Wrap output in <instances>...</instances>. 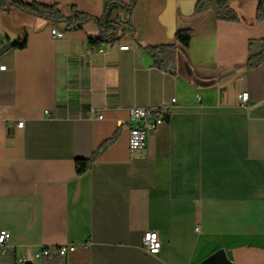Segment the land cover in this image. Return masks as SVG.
<instances>
[{
    "label": "crops",
    "instance_id": "0c3cea01",
    "mask_svg": "<svg viewBox=\"0 0 264 264\" xmlns=\"http://www.w3.org/2000/svg\"><path fill=\"white\" fill-rule=\"evenodd\" d=\"M13 1L88 19L65 30L0 9V47L26 42L0 57V264H264V63L246 68L249 42L255 53L264 39L257 0H228L237 22L197 13L199 0H135L112 10L114 40L97 46L109 0ZM182 30L191 40L175 73L154 67L145 47ZM172 99L130 154L128 110ZM78 158L93 159L81 176ZM147 231L161 244L155 256L142 249ZM68 244L67 259H34Z\"/></svg>",
    "mask_w": 264,
    "mask_h": 264
},
{
    "label": "trees",
    "instance_id": "16d2710c",
    "mask_svg": "<svg viewBox=\"0 0 264 264\" xmlns=\"http://www.w3.org/2000/svg\"><path fill=\"white\" fill-rule=\"evenodd\" d=\"M135 0L127 5L118 0H109L106 10L100 19L96 21L99 24V37L95 40H90L92 46H97L101 43L113 41L115 26L119 22L109 19L112 10L129 11ZM15 7L23 12L35 15L42 19L63 24L65 30H74L80 28L88 19V16L80 13L75 8H72L69 16H64L58 10L57 5H46L37 2L23 3L13 0H0V9ZM197 13L210 12L217 21L237 22L238 18L235 12L230 8L228 0H199L195 4ZM255 20L264 21V0H257L255 9ZM191 40V31H177L174 35L173 43L170 45L145 47V50L151 55L153 66L159 70L174 74L176 70V56L180 50H186L189 47ZM260 49L258 52L251 51V42L248 44V56L246 59V68L248 70L255 69L264 63V39L258 40ZM26 45L25 39L14 43L17 49H23ZM105 142L104 145H107ZM93 159L78 158L75 160L76 174L81 176L86 173Z\"/></svg>",
    "mask_w": 264,
    "mask_h": 264
},
{
    "label": "built area",
    "instance_id": "2783aa9c",
    "mask_svg": "<svg viewBox=\"0 0 264 264\" xmlns=\"http://www.w3.org/2000/svg\"><path fill=\"white\" fill-rule=\"evenodd\" d=\"M51 36L53 38H61L64 34L63 30H58L56 27L51 28ZM128 45L122 44L119 46L120 51L128 50ZM5 67L1 66L0 70H4ZM239 101L244 104L247 100V94L242 91L239 96ZM175 103V99H172L168 105H161L157 107H133L128 110L131 125L129 127L128 134V149L130 154H134L136 151L141 150L145 146V140L147 135L156 134L161 126L165 122L166 116L169 114L170 106ZM22 123L16 125L17 128H21ZM8 234L5 231L0 232V246H3ZM87 247V245H85ZM160 241L157 233L153 231H147L142 237V249L148 254L155 256L160 251ZM76 246L72 244L62 245L58 247L48 246L39 248L34 254L35 260L40 259H52L63 258L67 259L71 254L75 253ZM19 261H23L20 259Z\"/></svg>",
    "mask_w": 264,
    "mask_h": 264
},
{
    "label": "water",
    "instance_id": "95a60500",
    "mask_svg": "<svg viewBox=\"0 0 264 264\" xmlns=\"http://www.w3.org/2000/svg\"><path fill=\"white\" fill-rule=\"evenodd\" d=\"M14 46L13 42H7L5 44H3L0 47V57L6 53L9 49H11ZM218 254H215L211 259H217ZM224 264H227V262L223 261Z\"/></svg>",
    "mask_w": 264,
    "mask_h": 264
}]
</instances>
